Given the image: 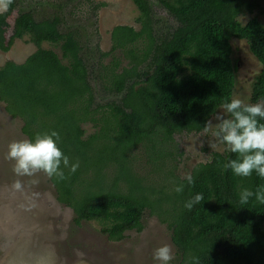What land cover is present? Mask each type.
Here are the masks:
<instances>
[{"label": "trees", "instance_id": "16d2710c", "mask_svg": "<svg viewBox=\"0 0 264 264\" xmlns=\"http://www.w3.org/2000/svg\"><path fill=\"white\" fill-rule=\"evenodd\" d=\"M132 1L141 13V26L112 29V50L120 51L127 64L111 57L104 88L113 96L94 107L78 34L60 31L58 14L36 20L30 10L15 19L6 41L12 2L0 14V50L8 51L14 39L26 35L36 50L22 63L7 60L0 66V101L7 113L22 119L21 131L28 139L56 131L61 137L58 147L71 163L79 162L75 173L65 169L66 180L48 178L56 199L73 210L75 224L98 221L102 232L118 241L129 230H142V213L149 208L172 229L179 264H186L190 255L199 257V264H264V204L254 198L239 203L242 188L254 191L264 179L255 173L242 178L224 169L223 164L236 158L226 146L192 167L193 186L165 165L158 179L162 184L145 186L129 165L138 145L149 146L165 163L168 152L156 150V142H172L181 133L208 136L204 127L233 98L232 38L246 40L264 65V26L256 17L245 23L238 20L253 12L257 1L214 7V0H158L177 22L158 36L148 0ZM45 42L58 46L61 58L43 48ZM261 100L264 69L250 94L251 102ZM87 122L98 130L81 140L80 127ZM173 182L184 183L182 193L173 191ZM197 193L204 195V201L188 211L184 204Z\"/></svg>", "mask_w": 264, "mask_h": 264}, {"label": "rangeland", "instance_id": "374dc122", "mask_svg": "<svg viewBox=\"0 0 264 264\" xmlns=\"http://www.w3.org/2000/svg\"><path fill=\"white\" fill-rule=\"evenodd\" d=\"M236 0H214L213 6H225ZM258 7L251 13L238 17L241 23L256 17L264 26V0H256ZM12 14L7 17L9 26L4 35H11L13 20L31 10L36 20L58 14L62 20L59 30H71L78 34L79 43L84 50L83 57L88 68L89 82L93 89V107L111 100L113 95L105 91L108 75L105 67L110 66L111 57L122 65L127 59L118 50H112L111 31L116 25H129L140 28L141 13L132 0H13ZM152 8L151 17L156 36L171 31L177 22L171 18L158 0H148ZM98 5V6H97ZM233 58L238 64L235 71L233 97L250 101V82L257 74L252 72L259 65L250 53L245 40L232 38ZM43 48L51 49L61 56L58 46L45 42ZM36 47L25 36L14 39L8 51L0 50V66L7 60L22 63ZM100 53H109L99 57ZM118 71V69H117ZM235 93V94H234ZM219 107L209 122L219 121L215 116L222 112ZM208 122V123H209ZM23 121L18 116L6 112L0 101V264H77L80 259L76 252L84 253L86 264H159L153 259V250L164 244L172 248L173 260L169 264H179L180 254L173 244L172 229L162 221L157 211L146 208L142 215V230H129L121 240L114 241L102 232L98 221L74 223L73 210L56 199V193L48 177L39 173L34 177H17L13 162L6 159L8 144L14 140L27 139L22 133ZM81 140H85L98 130L91 122L81 125ZM214 128L207 130L208 136L200 133L175 134L172 142L154 144L156 150L166 153L165 163L153 149L138 145L129 165L145 186L157 187L162 180L159 174L166 168L183 178L192 167L204 162L211 151L222 152L225 145L214 141ZM155 149V148H154ZM161 163L163 166L161 167ZM161 171V172H160ZM24 184L22 192H14L11 185L16 180ZM157 181V182H156ZM168 180L166 179L165 182ZM123 183H121L122 185ZM159 184V185H160Z\"/></svg>", "mask_w": 264, "mask_h": 264}, {"label": "clouds", "instance_id": "9594fccd", "mask_svg": "<svg viewBox=\"0 0 264 264\" xmlns=\"http://www.w3.org/2000/svg\"><path fill=\"white\" fill-rule=\"evenodd\" d=\"M12 2L13 0H0V14L7 12ZM12 11L10 14H12ZM15 19L12 22L11 33ZM9 37L6 38L5 36L6 41ZM98 54L101 57L102 53L100 51H98ZM105 54L107 56L109 53ZM63 62L66 63L65 60ZM261 69H264V65L259 62V65L252 71L257 73L254 81L256 76L260 74ZM222 109L223 111L215 116V119L219 122L215 125L209 122L204 127L205 131L209 128H214L212 133L214 141L210 143L211 148H215L217 144H223L230 152L236 154L235 159H231L223 164L222 167L230 169L238 177L247 178L255 173L259 178L264 179V123H261L264 120V100L247 103L239 97H233L230 101L223 103ZM60 140L61 137L58 132L50 131L36 133L33 139L27 138L10 142L6 159L13 162V173L17 177H34L39 173H43L49 179L66 180L68 176L65 174V169L68 170L69 174L75 173L79 167V162H70L68 156L58 147ZM183 180L189 186H193L195 177L191 173H186ZM173 183V191L182 193L185 187L184 183ZM11 190L22 192L24 184L18 179L12 183ZM252 198L259 204H264V185L256 187L254 191L249 188L241 189L239 193V203L241 205L248 204ZM202 201H204V195L197 193L185 202L184 207L191 211L194 206L200 205ZM76 255L80 258L77 264H86L83 259V252L77 251ZM173 258L172 248L168 244L153 250V259L158 261L159 264H169ZM186 264H199V257L190 255L186 260Z\"/></svg>", "mask_w": 264, "mask_h": 264}, {"label": "flooded vegetation", "instance_id": "af4514ba", "mask_svg": "<svg viewBox=\"0 0 264 264\" xmlns=\"http://www.w3.org/2000/svg\"><path fill=\"white\" fill-rule=\"evenodd\" d=\"M13 4H14V2H13ZM13 8H14V6H13ZM13 8H12V10H13ZM28 11H30V10H28ZM21 14V13H20ZM81 49H82V55L84 54L83 52H84V50H83V48H82V46H81ZM99 55V54H98ZM236 59V58H235ZM235 62H236V60H235ZM237 68H238V64L236 63L235 64V71H237ZM255 77V76H254ZM253 82H254V78L252 79V81L250 82V94H251V88H252V84H253ZM235 94V93H234ZM234 96V95H233Z\"/></svg>", "mask_w": 264, "mask_h": 264}]
</instances>
